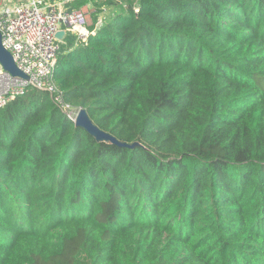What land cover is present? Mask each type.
<instances>
[{"label": "trees", "instance_id": "trees-1", "mask_svg": "<svg viewBox=\"0 0 264 264\" xmlns=\"http://www.w3.org/2000/svg\"><path fill=\"white\" fill-rule=\"evenodd\" d=\"M105 2L52 80L126 144L6 103L0 264H264V0Z\"/></svg>", "mask_w": 264, "mask_h": 264}, {"label": "built area", "instance_id": "built-area-1", "mask_svg": "<svg viewBox=\"0 0 264 264\" xmlns=\"http://www.w3.org/2000/svg\"><path fill=\"white\" fill-rule=\"evenodd\" d=\"M67 0H0V32L2 44L26 77L14 76L0 63V109L28 88L47 91L59 108L73 119L77 110L65 102L52 80L59 52V30L86 40L90 34L88 9L63 6ZM89 5V4H85ZM138 10V8H135ZM101 20L97 19L96 24ZM63 35V36H64ZM76 111V112H74Z\"/></svg>", "mask_w": 264, "mask_h": 264}, {"label": "water", "instance_id": "water-1", "mask_svg": "<svg viewBox=\"0 0 264 264\" xmlns=\"http://www.w3.org/2000/svg\"><path fill=\"white\" fill-rule=\"evenodd\" d=\"M64 35L63 30L57 32V37L62 38ZM0 63L5 70L9 71L14 76L26 77V74L17 67L12 54L2 44L0 32ZM76 125L83 127L88 133L93 135L98 141H107L125 145L126 143L119 141L112 133L100 128L89 116L85 108H80L74 118ZM136 144V143H133ZM131 144V145H133ZM128 145V144H127Z\"/></svg>", "mask_w": 264, "mask_h": 264}, {"label": "rangeland", "instance_id": "rangeland-1", "mask_svg": "<svg viewBox=\"0 0 264 264\" xmlns=\"http://www.w3.org/2000/svg\"><path fill=\"white\" fill-rule=\"evenodd\" d=\"M105 1L106 0H94V1L90 0V1H88V3H86L89 5H84L87 9H88V7L93 8V11H92V9L87 10V12H88L87 18H88V23L90 25H92L95 21L94 16H96L97 19L101 20L100 24L103 23L106 18L110 17V15H111V13L115 7H114V5L107 4ZM27 92L29 93L30 90H28ZM74 112H76V111H74Z\"/></svg>", "mask_w": 264, "mask_h": 264}, {"label": "crops", "instance_id": "crops-1", "mask_svg": "<svg viewBox=\"0 0 264 264\" xmlns=\"http://www.w3.org/2000/svg\"><path fill=\"white\" fill-rule=\"evenodd\" d=\"M73 1L74 0H67L66 3L63 6H66V7L70 8V6L73 5Z\"/></svg>", "mask_w": 264, "mask_h": 264}]
</instances>
